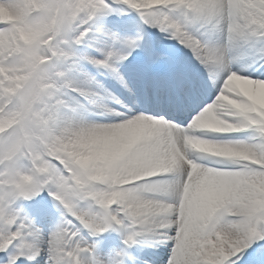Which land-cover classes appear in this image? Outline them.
Instances as JSON below:
<instances>
[{
  "label": "snow or ice",
  "instance_id": "obj_1",
  "mask_svg": "<svg viewBox=\"0 0 264 264\" xmlns=\"http://www.w3.org/2000/svg\"><path fill=\"white\" fill-rule=\"evenodd\" d=\"M0 264H264V0H0Z\"/></svg>",
  "mask_w": 264,
  "mask_h": 264
}]
</instances>
